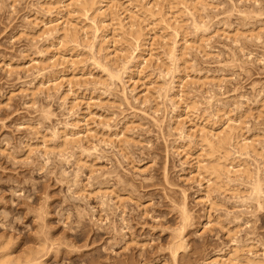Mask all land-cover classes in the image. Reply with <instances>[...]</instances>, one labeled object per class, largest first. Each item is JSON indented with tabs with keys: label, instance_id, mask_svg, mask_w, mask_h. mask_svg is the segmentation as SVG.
Masks as SVG:
<instances>
[{
	"label": "rangeland",
	"instance_id": "rangeland-1",
	"mask_svg": "<svg viewBox=\"0 0 264 264\" xmlns=\"http://www.w3.org/2000/svg\"><path fill=\"white\" fill-rule=\"evenodd\" d=\"M37 1L0 0V237L18 240L10 247L11 251L15 248L12 254L20 256L22 249L25 252L36 246L43 249L37 255L32 252V258L42 264H203L213 261L224 249L236 246L232 244L231 232L227 235L229 229L233 233L237 230L233 240L239 244L253 243L255 257L250 251L247 259L248 255L252 260L258 256L255 260L261 259L264 264V202L258 206L248 198L250 202L246 200L244 204L235 197L239 194H219L212 189L210 199L215 204L206 209L208 202L203 201L199 191L208 182H199L190 169L197 159L183 157L178 153L180 148H172L181 143V128L190 132H198L199 128L181 112L182 101L195 103L198 112L206 116L213 111L205 105L206 99L213 96L215 104L212 103L226 104L231 116L239 112L235 105L251 101L245 105L248 108L244 107L243 119L229 124H240L245 142L253 140L256 147L264 148V106L255 105L258 91L264 89V0H213L215 8L201 10L202 17L206 14L202 20L210 26L200 41L205 53L195 51L192 41L197 39L195 32H200L194 30L189 15L182 11L188 42L180 40L178 45L185 44L187 73L175 80V88L169 92L177 106L181 105L174 112L169 96L163 97V87L170 84V89L173 84L169 75L162 74L163 79L158 69L160 62L168 63L162 53L160 43L164 41L159 37L160 31L147 34L152 48L151 54L145 53L149 60L131 61L141 60L139 68H143L141 80L145 84L125 77L122 81L112 80L113 84L108 81L107 85L111 84L104 88L100 84L104 73L92 63L82 44L76 49L73 68L59 65L65 60L57 53L52 56L51 46L45 50L47 33L64 20L54 21ZM248 28H258L260 39L249 40L251 37L242 33ZM174 37L168 38L170 45ZM132 52L128 47L127 58ZM121 59L117 53L115 60L119 66ZM3 62L9 66H3ZM110 67L113 69V65ZM37 69L42 74L52 73L50 81L36 83ZM211 77L216 79L214 83ZM218 77L221 80L216 82ZM22 87L32 89V94L19 91ZM46 109L54 114L50 119L42 118V110ZM66 121L70 122L63 126L66 138L76 141L68 143L61 153L65 159L70 153L74 156L65 161L56 152L49 151L46 156L48 152H42L32 128H37L51 145L56 139L50 135V129L54 125L61 127ZM173 121L176 129L170 127ZM196 123L211 127L206 121ZM212 126L216 128L218 124ZM74 158L86 163L76 164ZM258 158H247L249 171L256 169L257 160H253ZM230 178L233 189L246 187L245 181L240 187L242 179L235 177L237 181L234 174ZM261 180L264 181V175ZM100 188L112 189V196L121 199L120 206L116 197L111 200V195L99 192ZM245 190L242 197L246 196ZM182 202L191 220L183 232L185 246L174 260L169 251L170 238H174L176 226L182 223ZM206 211L213 220L207 228L203 224ZM232 220L235 224L230 223ZM122 224L125 226L121 228ZM221 224H227V229H220ZM131 238L138 243H132ZM38 243L41 245L37 247ZM252 260L239 264H251Z\"/></svg>",
	"mask_w": 264,
	"mask_h": 264
},
{
	"label": "bare ground",
	"instance_id": "bare-ground-1",
	"mask_svg": "<svg viewBox=\"0 0 264 264\" xmlns=\"http://www.w3.org/2000/svg\"><path fill=\"white\" fill-rule=\"evenodd\" d=\"M37 3L39 4L38 5L39 8L41 7L42 11L48 12L49 16L54 17V21L57 22L59 18L60 19L62 18L64 20L61 23L59 24L57 23L55 26H53L51 29V32L47 33V37H46L47 44L45 45V50L46 48L51 46L53 50H50L49 53L52 56H54L57 53L59 54L61 59L65 60V62L60 61L59 65L63 64L66 67L67 66L66 64H68V67L73 68V64H75V61L73 58L77 54L76 49L82 44L83 48L84 47L87 48L89 55H90V60L92 61V63L94 65L96 64L98 66L97 68H99L102 71V73H104L105 77H102L103 79L100 80V84L104 85L105 86L104 88H106V86L108 87V85L112 83V80L122 81L125 77H127V79H134L136 81H141L142 84H145L141 80L143 78L142 77L143 68H139V64L141 63V60L143 61L146 59L149 60L148 58H146L148 56H145V53L151 54V51H152L151 43L148 42L149 38L147 37V34H150V32L152 31H160L159 37L161 38V41H164V43H160L161 48H163L162 53L165 55V57L168 58V63L170 62V64L167 63L169 66L165 67L166 69L163 67L167 65L166 63L160 62L162 63V65L159 63L161 67L159 66V64L157 63L156 64L160 67L158 69L161 70L159 74H161V76H163L164 74L165 76L169 75V78L171 79L170 81L173 84L172 87L170 88L171 90L169 89V87L171 86L170 84H168L169 87L168 86L163 87L164 96L163 94L161 95L164 98L169 96L168 100L173 106L172 107L173 112L178 110L179 107L182 105L183 111L181 112L185 115V117L189 118V121L192 123L193 126L199 125L198 132H195V131L190 132L187 129L181 128L180 129V140H179L181 143L173 145L172 148H175V149L180 148V152L178 153H182L183 157L194 156V159H197L195 164H193V166L191 165L190 169L191 170L193 169L192 171L196 173L197 175L196 177L199 182L204 179H206L208 182L207 183L208 185L202 186L201 190L199 191L203 201L205 203L208 202V204L206 205L208 208L206 209H209V206L213 204L212 200L210 199V194H211L212 189L216 192H219V194H223L224 192H228V191H230V193H234V195L239 194V196L236 195L235 197L237 199L240 198L239 200H241V203H244L248 198L249 200L250 198H252V200H254V202H256L258 206H261V205L263 206L262 202H264V181L262 182L263 179L261 180V178H263V175H264V148L256 147L255 146L256 144L254 145L253 140H251L249 143H246L245 142L246 137H243V134H241L240 124L237 127L230 126L229 124V122L231 121L235 122L237 120L243 119L246 113V111L244 110V107L247 106L246 103L248 102L250 103L251 101L248 99V102L245 103L246 106L242 102L240 103L237 102L239 104L235 105L236 107L235 110L238 109L239 112H236L234 116H231L229 114L230 110L226 107L227 106L226 104L214 105L215 100L213 96L212 98L210 97L211 99H208V100L206 99V102H205V105L207 104L208 105L207 107L208 108L210 107L211 110L213 109V111L207 112L206 116H204L202 113L198 112L199 109L196 108L195 103L191 101L188 102V100L187 101L183 100L182 104L180 106L179 105L177 106L178 102L173 99V94L169 93L175 88L174 86L176 82L175 80H177L179 77L183 75H186L187 73V69H186L187 67L185 65L187 61L185 63V58H184L185 57L184 56V48H185L184 43L185 41L188 42L187 41L188 39L186 40L187 33H186V29L184 28L185 26L183 25L182 20H181V13L183 14L182 11H185L184 13H187L189 15L190 18L189 17L188 18L194 24V30L200 32V33L195 32L196 34H198V35H195L197 36V39L195 38V41L193 40L192 42H193V45L195 46L194 47L195 51L203 52L204 48H203V45L200 44V41L203 39L204 33L207 32V28H209L210 26H208V24L205 23V20L204 21L202 20V18L204 19V16L206 17V14L204 13V16L202 17L201 15L203 14H200V11L203 10L204 12L208 8H215L216 4L215 2L213 3V0H200V1L198 0H149L148 1L147 0L145 2L144 1L142 2L141 0H124V1L122 0H54L52 2H48L46 0H38ZM49 10H53V11H49ZM244 13L245 15H248V12L244 11ZM60 14H61V17L59 16ZM32 15L33 13H31V16ZM29 17L30 16H27V19ZM254 28H250V29L248 28L249 30L247 31L245 30L246 32H242V33L243 34L247 33L246 35L248 36V38L251 37L249 38V40L251 39L259 40L260 39L259 38L260 33L258 32L259 30L257 28V31H255L256 28L255 30ZM212 29L210 28V30ZM216 30L218 31V29ZM236 31L237 30H235V33ZM90 32H91V36H89ZM257 32L259 33V35ZM20 34L27 35L25 34V32H22ZM153 36H155V34ZM167 36L169 37L175 36L173 45L172 43L171 45L169 44V40H168L169 37ZM180 40L184 41V43H182L183 45H178L179 43H181ZM128 47H131L134 52H137L135 56H134V52H132V55L129 58H127L126 50ZM40 52L42 53V51ZM117 53H119L120 57L122 58L120 60V66L117 64L115 60V58L117 57ZM96 54H100L101 58L99 56L96 57L97 56ZM138 58L139 59L141 58L139 63H136V62L131 63L132 60H135ZM158 58L160 57L158 56L157 59ZM106 60L107 62L105 63ZM110 65H113V69L111 68L112 66L110 67ZM3 66L8 67L9 64L3 62ZM40 71L41 69H37L38 73L36 77V83H39V82L41 83L43 79L50 81V78L52 77L51 75L52 73L42 74L40 73ZM62 71L63 70H60L59 72H62ZM163 79H164V76H163ZM218 79L219 80H217L216 82H219L221 80L219 77ZM110 80H111V83L107 85V82L108 81L110 82ZM210 80L211 81L213 80L212 77ZM215 80L216 79L213 80V83L215 82ZM68 84H70L69 81H68ZM164 85H165V82L163 86ZM22 86H25V85H22ZM159 89L162 90V87L161 88L159 87ZM19 91H24L27 95L32 94V89L27 88V87L25 88L22 87V89H20ZM258 92H259L257 94L258 99H256L255 105L261 108L264 106V89ZM60 94L62 95V93ZM61 95L59 96V98L61 97ZM179 98L181 99V97ZM63 100H64V104H66L65 99ZM42 111H43L42 118L44 116L45 119L46 118L50 119L51 116L53 117L54 115L53 112L50 111V109H46ZM171 119H173V117ZM197 121H200V122L206 121L208 124H211V127L207 126L206 123L204 125H201V123H196ZM68 124H70V122L66 121L64 125H62L61 127L54 125L50 129V133H51L50 135L53 137V139H56L55 141L51 143V145L47 144L45 136L41 135V133L38 131L37 128L35 127L32 128L33 135L35 136V138H37L40 145L42 146V152H46V153L48 152L46 156L49 154V151L51 152V154L52 152H56L55 155L57 154L60 155L62 154L61 152H64V149H66V146L68 143L76 141L72 138H66L67 133L63 130V126H67ZM174 124H175V121L171 122L170 127L172 129L177 128L176 126H174ZM216 124H218L216 128L212 126ZM183 141H187V143L183 144ZM260 142L258 144H262ZM112 145L114 146V144ZM27 146L30 147L29 145ZM116 147H118V145ZM82 149L83 151H85L84 148ZM252 155L254 156V158L259 157L258 159L253 160L254 162L257 160L256 161L257 164L255 163L257 165V167L255 166L256 167V169L254 170L255 172L249 171L250 170L248 168L249 166L247 167V163H248L247 158L250 157L251 159ZM68 156L73 157L74 154L70 153V155L68 154L67 157ZM67 157L66 159L68 160L69 157L68 158ZM64 159L65 158L63 155V160ZM73 161H76V164L78 162H81V164L86 163L85 161L82 162L79 158ZM253 173L254 175H252ZM259 173L262 174L261 178L259 177L260 175ZM230 174H234V178L236 177L237 179L239 178L242 179L241 180L242 182H240V187L242 183H244L245 181L246 185H243V186L247 187L248 185L249 187L247 188L245 187V188L246 189L249 188V189L245 190V188H243L242 190H245L246 192L248 191V193H250V197H248L249 194H247L245 191H244V195H246L247 197L246 196H245L246 198L244 196L242 197L240 195L241 193H243L242 190L237 191L238 189H235V188L233 189L229 185L233 183V179L230 178ZM111 190L107 188H100L99 192H101V194L103 195H106V194L111 195V200L112 198L114 199L116 197V200H117L116 203L118 204L119 203L118 201L121 199L118 200L117 196H112L114 194V191H111ZM106 199H107V196H106ZM246 202H250V201L247 200ZM117 204L113 203V205H116L115 207H117ZM120 204L121 203H119L118 207L120 206ZM181 205H182L181 206L182 223L180 227L178 226L179 224L176 226L178 230L173 229L174 233L175 231L176 233L174 234V238L171 236L173 238V241H171L172 238H170V242H172V245L170 243L168 244V245H171V247H169V251H170L171 257L174 260L176 259L177 252H179V250L183 248L182 246H185V243H183L184 242L183 232H184V229H186L185 227L189 225L190 223L189 220H191V216L186 207L185 202H182ZM224 210H226V208ZM207 211L205 212L206 213L205 223L202 222L203 224L206 225V228H207V225L209 224L208 226H210L211 224L210 222L213 221V220L210 221L209 219L210 217L207 215L209 211L208 212ZM227 212L228 211H226L225 213ZM79 214L81 215L82 213H79ZM227 214H229V212ZM227 214L226 216H228ZM233 218L234 217L232 216L231 219ZM236 220L238 219L236 218ZM216 221H218V218H216ZM234 222L236 221L232 220V222L230 223H234ZM123 225L124 224L121 225V228ZM226 225H224L225 229H227ZM220 226L223 227L222 224ZM202 227L203 229L205 228L204 225ZM221 227L220 229L224 230V227L223 228ZM235 228H232L233 231ZM119 231L121 232V233L119 232V234H122V231L120 228H119ZM226 232H227V235L230 236L231 234L230 237H232L233 235V238H234V233H236L237 230L236 232L234 231L233 233L232 231L227 229ZM229 232L231 233L229 234ZM122 237L121 239L123 240L124 238ZM12 238H13L12 236L6 237V235L0 237V264H42V262L38 261L35 258H32V255L33 254L37 255L43 249L41 247L40 248L38 247L43 242H41V244L38 243L39 244L37 245L38 248L36 249L35 248L36 246L34 247L35 250L33 249V247L31 248L29 247L26 250H29V249L31 250L24 252L25 249L24 250L22 249L23 254H20V256H14V255H17L15 252H14L15 254H12L15 248L13 249V251L11 250L14 247V245H16L18 240L15 242L14 241L15 239L14 238L12 239ZM233 238H231L232 244H236V246L232 245V247H229V248L227 246L228 248V249L226 248L227 250L224 249L218 256H216L215 259H213V261L210 260L212 261L213 264H215V262L216 264H239L241 261L246 262V260L249 262V260H252V258L250 259V255H248L249 258L247 259V254H249L248 252L250 251L252 254L251 256L254 255L255 257V254L252 253V247H253L252 242H251L252 244L244 243L245 245L242 244L241 242L242 244L241 245L239 244L240 242H238L237 240H233ZM49 239L47 240L49 241ZM130 241H132V243L133 242L136 244L138 243V242H135L132 238L130 239ZM49 243L52 245L53 241L52 242L49 241ZM237 243L239 245H237ZM11 246L12 248H10ZM245 249L247 250L245 251ZM51 251H53V249L51 250V247H50V252ZM242 251H245V253H242ZM40 254H42V252ZM263 254H264V251H263ZM258 258L259 257L257 256V258L255 259H258ZM253 260H252L253 264H262L263 262V260L261 259H259L261 261L259 260L253 261ZM210 261H206V262L204 261L203 264H211ZM248 262L246 264H248ZM252 262L250 263L252 264Z\"/></svg>",
	"mask_w": 264,
	"mask_h": 264
}]
</instances>
